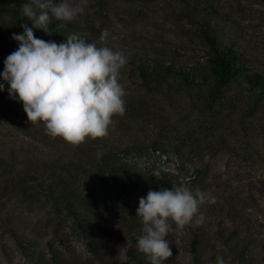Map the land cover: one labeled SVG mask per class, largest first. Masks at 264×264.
I'll return each mask as SVG.
<instances>
[{
  "label": "rangeland",
  "instance_id": "obj_1",
  "mask_svg": "<svg viewBox=\"0 0 264 264\" xmlns=\"http://www.w3.org/2000/svg\"><path fill=\"white\" fill-rule=\"evenodd\" d=\"M83 6L74 26L93 24L97 31H86L98 47L127 58L120 81L126 113L113 118L107 137L74 147L51 138L43 124L32 125L0 76V155L13 171L30 174L26 195L0 201V264H140L127 254L129 248L136 252L142 235L139 199L181 184L212 192L216 202L201 209L202 226L167 237L173 254L165 264H216L217 256L225 264H264V104L246 116L248 101L235 88L212 109L204 108L196 91L167 98L145 89L130 64L147 57L177 66L203 62L209 54L204 26L219 45L234 48L250 71L264 73V0H86ZM0 24L2 73L5 59L18 49L12 35L22 31L7 11ZM139 100L143 104L135 107ZM102 159L123 163V169L101 173ZM53 180L86 199L78 217L47 194ZM195 234L197 258L190 250Z\"/></svg>",
  "mask_w": 264,
  "mask_h": 264
},
{
  "label": "clouds",
  "instance_id": "obj_2",
  "mask_svg": "<svg viewBox=\"0 0 264 264\" xmlns=\"http://www.w3.org/2000/svg\"><path fill=\"white\" fill-rule=\"evenodd\" d=\"M85 3H24L22 17L32 27L23 23V32L12 35L18 49L5 59L0 73L9 86V97H18L23 103L31 124H43L51 138H61L74 147L88 139L107 137L113 118L125 115L127 93L120 81L127 58L122 52L87 42L78 33L67 35L66 42L57 44L35 37L33 28L51 34L53 20L59 22L56 28L66 27L84 13ZM107 37L105 29L101 42ZM4 89L5 84L0 83V92ZM215 202L212 192L187 184L149 190L146 197H141L136 216L142 224V235L137 247L147 264H165L173 254L167 237L174 230L202 226L206 216L201 209ZM216 264H225V260L217 256Z\"/></svg>",
  "mask_w": 264,
  "mask_h": 264
},
{
  "label": "trees",
  "instance_id": "obj_3",
  "mask_svg": "<svg viewBox=\"0 0 264 264\" xmlns=\"http://www.w3.org/2000/svg\"><path fill=\"white\" fill-rule=\"evenodd\" d=\"M14 1V2H13ZM0 0V14L4 11L12 16V21L17 23L23 32L21 24L31 22L22 17L21 7L26 1L20 0ZM54 4L60 3V0H53ZM58 21L53 20L50 24L51 34L43 30L33 28L35 37L45 41H55L57 44L66 42V36L71 33H78L86 39L87 42H95L89 33L97 31L93 24H88L83 29L75 27L74 21L68 22L66 27L56 28ZM0 24V34L1 31ZM201 35L209 46V54L203 62H195L189 66H177L173 61H163L157 57L133 58L130 64H133L132 75L136 76L142 86L149 91L163 93L167 98H172L177 94L190 93L196 91L205 99L203 106L207 109L219 102L228 90L236 89L240 97L247 99V110L245 115L254 116L260 106L264 104V73L253 72L248 69L242 56L230 46H221L214 32H210L207 27L202 26ZM98 46V44H97ZM143 102L139 100L135 107H141ZM137 109V108H136ZM244 124V121L242 122ZM123 163L102 159L99 166L101 173L114 175L123 169ZM0 168L3 173L0 174V201L4 196L19 192L26 195L24 187L30 174L28 171H13L8 165L6 158L0 155ZM64 182H61V184ZM50 197L59 199L63 206L78 217L81 208L87 205L86 199L73 188H57V181H52L45 190ZM198 239L199 235H194L190 242L192 255L198 256ZM25 248V247H24ZM127 254L136 259L140 264H147L144 254L138 249L136 252L129 248Z\"/></svg>",
  "mask_w": 264,
  "mask_h": 264
},
{
  "label": "built area",
  "instance_id": "obj_4",
  "mask_svg": "<svg viewBox=\"0 0 264 264\" xmlns=\"http://www.w3.org/2000/svg\"><path fill=\"white\" fill-rule=\"evenodd\" d=\"M150 154L152 157L158 158L160 162H165L167 159L159 150H151Z\"/></svg>",
  "mask_w": 264,
  "mask_h": 264
}]
</instances>
